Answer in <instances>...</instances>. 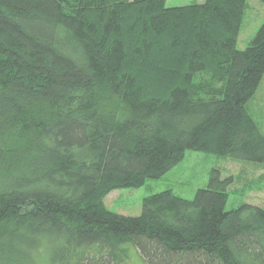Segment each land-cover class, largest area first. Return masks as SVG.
<instances>
[{"label": "trees", "instance_id": "trees-1", "mask_svg": "<svg viewBox=\"0 0 264 264\" xmlns=\"http://www.w3.org/2000/svg\"><path fill=\"white\" fill-rule=\"evenodd\" d=\"M244 6L0 0V264H119L127 243L146 264H264V208L227 210L217 170L135 216L103 203L189 149L264 165V21L237 48Z\"/></svg>", "mask_w": 264, "mask_h": 264}, {"label": "rangeland", "instance_id": "rangeland-1", "mask_svg": "<svg viewBox=\"0 0 264 264\" xmlns=\"http://www.w3.org/2000/svg\"><path fill=\"white\" fill-rule=\"evenodd\" d=\"M204 0H165V6H181L202 3ZM264 21V1L245 0L236 46L243 49ZM251 113L264 133V74L248 102ZM212 170L220 178L231 177L225 208L230 210L241 202L264 208V165L258 162L221 157L197 150H186L183 158L159 178H148L139 187H119L109 191L103 198L104 205L111 211L135 216L141 212L145 196L171 189L175 194L191 199L198 188L207 185ZM127 255L119 264H146L136 248L125 244ZM39 264H47L40 260Z\"/></svg>", "mask_w": 264, "mask_h": 264}]
</instances>
